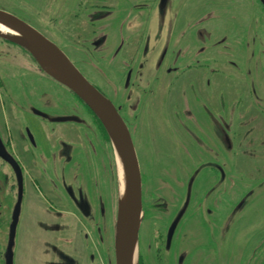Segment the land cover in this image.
Wrapping results in <instances>:
<instances>
[{
    "label": "flooded vegetation",
    "instance_id": "1",
    "mask_svg": "<svg viewBox=\"0 0 264 264\" xmlns=\"http://www.w3.org/2000/svg\"><path fill=\"white\" fill-rule=\"evenodd\" d=\"M38 1L35 12H24L52 15L51 35L38 17L36 28L114 105L130 132L144 218L151 212L150 263L139 255L138 264H264V217L247 230L249 212L264 201V40L252 28L250 9L244 13L239 0H51L57 6L47 10L50 0ZM15 46L36 69L18 66L23 79L0 74V143L21 171L20 215L33 186L38 202L63 215L54 264H72L77 237L90 264H116L115 197L113 258L108 254V147L115 156L108 134L79 98ZM10 83L20 87L13 92ZM4 92L21 126L28 167L8 129ZM4 168L14 177L17 203L16 172L0 157L6 182ZM140 235L141 227L139 245Z\"/></svg>",
    "mask_w": 264,
    "mask_h": 264
},
{
    "label": "rangeland",
    "instance_id": "2",
    "mask_svg": "<svg viewBox=\"0 0 264 264\" xmlns=\"http://www.w3.org/2000/svg\"><path fill=\"white\" fill-rule=\"evenodd\" d=\"M66 4H68V0H65ZM240 6L243 4L244 13L252 12L251 17L255 16L256 21L253 23L252 28L257 29V38L258 41L264 40V8L258 2V0H239ZM40 1L38 0H0V9L6 10L23 20H27L30 22L35 28L39 26L38 20H35V17H38L39 22L42 24V28L49 33L52 34V23H51V14L49 15H37V14H28L24 11L30 10L35 12V10L40 6ZM45 9L53 10V7H56V2L52 4L51 0L46 5H43ZM252 21V20H251ZM31 61L29 56L25 54L22 50L18 49L15 45L11 44L8 41H5L0 38V74L3 75L5 71L8 70L10 75L12 74L14 78L23 79V72L19 69L22 68L28 72H35V67L31 66ZM16 65V69L11 67ZM19 66V67H18ZM38 70V69H37ZM38 72V71H37ZM4 79H2V82ZM13 82V80L11 81ZM1 86V85H0ZM10 88L13 90V87H20L19 84L13 85L9 84ZM1 90V88H0ZM2 91V90H1ZM0 91V92H1ZM13 92H15L13 90ZM3 98V103L5 104V110L7 115V125L9 131L11 130L13 141L15 145V150L18 153V157L22 159L23 163L28 167L30 164V157L25 150V141L23 139V133L21 130V126L18 122V118H16L13 111L10 110V105L8 103V99L6 93H1ZM6 96V97H5ZM79 103H82L79 99H77ZM76 101V102H77ZM76 104H79V103ZM78 107V105H76ZM79 108V107H78ZM80 117L87 123L92 124V117L86 113L85 110L79 108ZM1 116V112H0ZM7 134V133H6ZM37 136L42 139V133L40 134L38 131L36 132ZM44 135V133H43ZM44 137V136H43ZM39 139V140H40ZM42 141V140H40ZM89 146L92 150L95 148V144L90 141L88 142ZM108 157L109 161L106 164V186H107V217L110 218L108 221L110 225L109 228V257L113 258L112 251V215L110 211H112V205H114V197L116 200L119 199L120 191H119V179H118V168H117V159L116 156H113V153L108 147ZM146 157V156H145ZM115 158V159H114ZM147 158V157H146ZM115 163V165H114ZM147 163L149 161L147 160ZM40 166H42L40 164ZM45 167V165H43ZM115 166L117 170L115 171ZM5 178L4 180H0V202L3 205L2 208V218L3 223L0 229V264L4 263V253L6 250V244L8 240V226L11 221V215L13 207L16 203V183L13 175L10 173L8 169H5ZM30 175L35 176V170H30ZM42 185V190L45 195L50 199L53 198L50 191L46 188L42 181H39ZM117 183V185H116ZM34 194H37V191L33 188V186H27V193L23 202L21 215L19 218V224L17 227V234L15 238V246L13 249L14 253V262L13 264H54L55 258L58 253V249L54 246L57 243L55 241L56 232L58 231L61 223L62 214L51 210L47 207L46 204H41L34 198ZM147 198L146 203L151 205L149 201V197ZM57 208L61 209L62 205L55 202ZM115 210V209H114ZM148 213V211H147ZM144 214V211H143ZM264 217V201H262L256 208H252L248 214V220L251 224V227L247 230H254L258 226V222ZM144 218V217H143ZM257 223V224H256ZM109 224V223H108ZM141 239L139 245V255L141 256L142 262L150 263L151 258V250L148 247H151V212H149L148 216H145L143 220V224H141ZM80 241L77 237V244L74 248L73 257L71 258L72 264H90L88 255L84 253L83 245H81ZM143 254V257L141 255ZM63 260L64 258H61ZM65 264V259L63 260ZM113 264V263H112Z\"/></svg>",
    "mask_w": 264,
    "mask_h": 264
},
{
    "label": "water",
    "instance_id": "3",
    "mask_svg": "<svg viewBox=\"0 0 264 264\" xmlns=\"http://www.w3.org/2000/svg\"><path fill=\"white\" fill-rule=\"evenodd\" d=\"M168 0H161V4ZM264 5V0H260ZM0 38L26 50L40 71L70 90L99 119L111 141L117 159L119 179L118 214L115 222L116 264H138L139 231L143 221L142 178L130 132L115 109L71 62L66 54L42 32L20 17L0 9ZM0 157L14 168L18 179V200L10 225L5 253L13 264V245L22 201V176L18 164L0 143ZM194 179V177H193Z\"/></svg>",
    "mask_w": 264,
    "mask_h": 264
},
{
    "label": "trees",
    "instance_id": "4",
    "mask_svg": "<svg viewBox=\"0 0 264 264\" xmlns=\"http://www.w3.org/2000/svg\"><path fill=\"white\" fill-rule=\"evenodd\" d=\"M2 223H3V218H2V213H1V210H0V229L2 227Z\"/></svg>",
    "mask_w": 264,
    "mask_h": 264
},
{
    "label": "bare ground",
    "instance_id": "5",
    "mask_svg": "<svg viewBox=\"0 0 264 264\" xmlns=\"http://www.w3.org/2000/svg\"><path fill=\"white\" fill-rule=\"evenodd\" d=\"M2 30H5V29H1V28H0V32H2Z\"/></svg>",
    "mask_w": 264,
    "mask_h": 264
}]
</instances>
